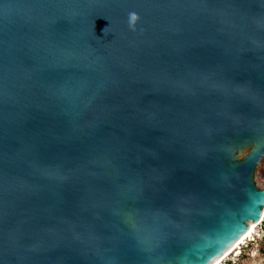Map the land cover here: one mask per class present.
Here are the masks:
<instances>
[{
    "label": "water",
    "instance_id": "obj_1",
    "mask_svg": "<svg viewBox=\"0 0 264 264\" xmlns=\"http://www.w3.org/2000/svg\"><path fill=\"white\" fill-rule=\"evenodd\" d=\"M263 158L264 0H0V264H208Z\"/></svg>",
    "mask_w": 264,
    "mask_h": 264
},
{
    "label": "rangeland",
    "instance_id": "obj_2",
    "mask_svg": "<svg viewBox=\"0 0 264 264\" xmlns=\"http://www.w3.org/2000/svg\"><path fill=\"white\" fill-rule=\"evenodd\" d=\"M252 149L251 145L238 152L237 159L243 160ZM254 181L259 190L264 189V158L255 171ZM237 252H240L239 255ZM237 252L222 264H264V222L258 228V237L255 241L248 242Z\"/></svg>",
    "mask_w": 264,
    "mask_h": 264
},
{
    "label": "bare ground",
    "instance_id": "obj_3",
    "mask_svg": "<svg viewBox=\"0 0 264 264\" xmlns=\"http://www.w3.org/2000/svg\"><path fill=\"white\" fill-rule=\"evenodd\" d=\"M262 215H264V208L261 216ZM263 222L264 220H261V217L255 221H248L246 223L247 229L244 231V233L216 257V259L220 260V264L224 263L237 251L242 250L243 246H245L248 242L255 241V239L258 237V228ZM250 229L251 231L249 232ZM237 253V255H239L240 252Z\"/></svg>",
    "mask_w": 264,
    "mask_h": 264
},
{
    "label": "clouds",
    "instance_id": "obj_4",
    "mask_svg": "<svg viewBox=\"0 0 264 264\" xmlns=\"http://www.w3.org/2000/svg\"><path fill=\"white\" fill-rule=\"evenodd\" d=\"M261 220H264V215L261 216ZM251 231V229L249 230V232ZM233 237L231 236V234L229 233H225L224 235H222L219 240H218V243L221 245V246H227L228 245V242L230 240H232ZM209 264H220V260L219 259H216L215 257H213V259L211 261H209Z\"/></svg>",
    "mask_w": 264,
    "mask_h": 264
},
{
    "label": "snow or ice",
    "instance_id": "obj_5",
    "mask_svg": "<svg viewBox=\"0 0 264 264\" xmlns=\"http://www.w3.org/2000/svg\"><path fill=\"white\" fill-rule=\"evenodd\" d=\"M133 20H135V16H133Z\"/></svg>",
    "mask_w": 264,
    "mask_h": 264
}]
</instances>
